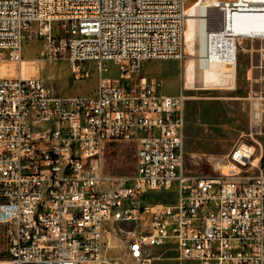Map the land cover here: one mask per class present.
I'll return each instance as SVG.
<instances>
[{"label":"built area","instance_id":"built-area-1","mask_svg":"<svg viewBox=\"0 0 264 264\" xmlns=\"http://www.w3.org/2000/svg\"><path fill=\"white\" fill-rule=\"evenodd\" d=\"M194 14L204 41L196 60L235 68L244 39L264 50V32L238 23L257 16L264 28V0H213ZM188 17L185 0H0V68L23 63L25 43L38 40L41 61L66 55L100 75L87 96L57 95L40 77L0 76V264H118L105 257L104 231L127 220L138 221L128 232L131 264H153V249L168 244L183 262L264 264L257 146L238 145L227 173L187 174V96L161 94L140 75L147 61L184 57ZM115 141L137 149L130 176L105 171ZM174 189V203L147 200Z\"/></svg>","mask_w":264,"mask_h":264},{"label":"rangeland","instance_id":"rangeland-1","mask_svg":"<svg viewBox=\"0 0 264 264\" xmlns=\"http://www.w3.org/2000/svg\"><path fill=\"white\" fill-rule=\"evenodd\" d=\"M213 0H185L187 26L184 31L185 54L182 59H155L143 64L140 75L154 83L161 94L175 96L183 92L187 99L185 115V171L190 175L216 176L227 173V156L241 143L253 142L256 157L264 169V50L258 40L244 39L240 46L236 67H229L207 59L196 60L204 53V41L194 31V5L210 4ZM192 5V6H191ZM257 19V16H254ZM250 20L249 15L243 18ZM257 22V21H254ZM245 25V24H244ZM243 27V24L241 25ZM45 44L34 40L24 45V62L3 65L0 76L40 77L46 87L61 96L92 95L98 88L100 75L95 63L73 66L66 55L41 61L40 52ZM192 65L187 88L183 72L187 63ZM109 73L116 76L117 67L107 64ZM207 74L201 80V70ZM91 71L88 78H79L76 71ZM229 71V72H228ZM197 73L196 81L193 80ZM210 73V74H209ZM193 82H192V80ZM257 113V117L254 114ZM137 164L134 144L112 142L106 151L105 171L117 177L130 176ZM175 189L167 194H148V202L174 203ZM138 229L134 223L107 224L104 231L105 257L118 264H131L127 245L129 231ZM153 264H195L179 259L175 246L168 244L153 249Z\"/></svg>","mask_w":264,"mask_h":264},{"label":"bare ground","instance_id":"bare-ground-1","mask_svg":"<svg viewBox=\"0 0 264 264\" xmlns=\"http://www.w3.org/2000/svg\"><path fill=\"white\" fill-rule=\"evenodd\" d=\"M205 7H207V4L194 5L193 14H194L195 10L203 12L205 10ZM187 9L188 8L186 7V12H187ZM195 16L196 15L194 14V16L192 18L194 19V31L196 32L197 30H196V27H195V22H196ZM244 17L245 16H241V17L238 18L239 25L241 26L243 24L242 28H243L244 33H260V32H264V28L261 26V23L258 22V21L254 22L255 21L254 20L255 19L254 16H250L249 15L250 20L243 22V18ZM257 19H259V18L257 17ZM186 26H187V24H186ZM254 117H257V113L254 114ZM116 223H134V224L138 225V221L137 220L116 221L115 224ZM130 236H131V234H130ZM131 246H132V239L130 238V240L128 241V245H127V254H128V256L130 258H131Z\"/></svg>","mask_w":264,"mask_h":264},{"label":"crops","instance_id":"crops-1","mask_svg":"<svg viewBox=\"0 0 264 264\" xmlns=\"http://www.w3.org/2000/svg\"><path fill=\"white\" fill-rule=\"evenodd\" d=\"M198 69L201 70V80H202V78L207 74V71L205 69H203V68H200V67H198ZM191 72H192V65H190V63L188 62L186 64V66L184 68V72H183L184 85L187 88L191 87V83L189 84V82H188L189 81V77H191ZM196 78H197V73H196L195 77L193 78V80L196 81ZM191 80H192V78H191ZM193 80H192V82H193Z\"/></svg>","mask_w":264,"mask_h":264}]
</instances>
